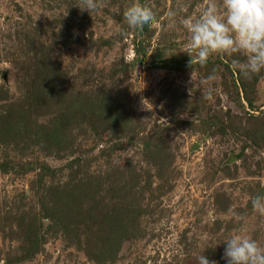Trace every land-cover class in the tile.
I'll list each match as a JSON object with an SVG mask.
<instances>
[{
    "label": "rangeland",
    "instance_id": "1",
    "mask_svg": "<svg viewBox=\"0 0 264 264\" xmlns=\"http://www.w3.org/2000/svg\"><path fill=\"white\" fill-rule=\"evenodd\" d=\"M96 3L0 0V264H226L237 214L264 244V72L190 69L209 0Z\"/></svg>",
    "mask_w": 264,
    "mask_h": 264
},
{
    "label": "clouds",
    "instance_id": "2",
    "mask_svg": "<svg viewBox=\"0 0 264 264\" xmlns=\"http://www.w3.org/2000/svg\"><path fill=\"white\" fill-rule=\"evenodd\" d=\"M84 3L87 11L97 8L96 0H84ZM124 17L131 28L143 29L157 22L152 9L138 3L130 4ZM183 24L190 33L189 48L195 54H189L191 70L196 62L206 65L213 54H226L232 57V67L244 77L264 72V0H209L195 19L185 18ZM216 78L213 71L202 84L210 85ZM201 95L212 101L214 87L204 88ZM253 207L264 212V196L257 195ZM237 219L240 227L221 242L225 245L226 264H264V244L249 234L242 215L237 214ZM198 264L217 262L201 254Z\"/></svg>",
    "mask_w": 264,
    "mask_h": 264
}]
</instances>
